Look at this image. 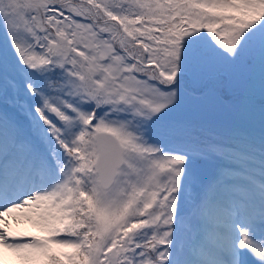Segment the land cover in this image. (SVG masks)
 Segmentation results:
<instances>
[{"label": "snow or ice", "instance_id": "1", "mask_svg": "<svg viewBox=\"0 0 264 264\" xmlns=\"http://www.w3.org/2000/svg\"><path fill=\"white\" fill-rule=\"evenodd\" d=\"M0 264H264V0H0Z\"/></svg>", "mask_w": 264, "mask_h": 264}, {"label": "trees", "instance_id": "2", "mask_svg": "<svg viewBox=\"0 0 264 264\" xmlns=\"http://www.w3.org/2000/svg\"><path fill=\"white\" fill-rule=\"evenodd\" d=\"M2 39H3V35L0 34V40H2Z\"/></svg>", "mask_w": 264, "mask_h": 264}, {"label": "rangeland", "instance_id": "3", "mask_svg": "<svg viewBox=\"0 0 264 264\" xmlns=\"http://www.w3.org/2000/svg\"><path fill=\"white\" fill-rule=\"evenodd\" d=\"M2 35V33H0Z\"/></svg>", "mask_w": 264, "mask_h": 264}]
</instances>
